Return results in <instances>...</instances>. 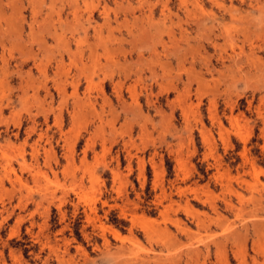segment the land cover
Segmentation results:
<instances>
[{
	"label": "rangeland",
	"instance_id": "1",
	"mask_svg": "<svg viewBox=\"0 0 264 264\" xmlns=\"http://www.w3.org/2000/svg\"><path fill=\"white\" fill-rule=\"evenodd\" d=\"M0 264H264V0H0Z\"/></svg>",
	"mask_w": 264,
	"mask_h": 264
}]
</instances>
